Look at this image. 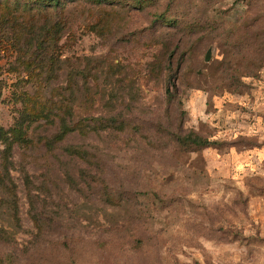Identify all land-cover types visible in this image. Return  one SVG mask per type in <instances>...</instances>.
Returning <instances> with one entry per match:
<instances>
[{"label": "rangeland", "instance_id": "rangeland-1", "mask_svg": "<svg viewBox=\"0 0 264 264\" xmlns=\"http://www.w3.org/2000/svg\"><path fill=\"white\" fill-rule=\"evenodd\" d=\"M59 3L0 0V264H264V0Z\"/></svg>", "mask_w": 264, "mask_h": 264}, {"label": "trees", "instance_id": "trees-1", "mask_svg": "<svg viewBox=\"0 0 264 264\" xmlns=\"http://www.w3.org/2000/svg\"><path fill=\"white\" fill-rule=\"evenodd\" d=\"M59 0H46V6L48 7H55L56 9H58L59 7ZM22 12H26V13H30V12H27V11H24L22 10ZM19 16V13L17 14V16L14 18V19H18ZM25 21V23H24ZM27 21H26V18H23L22 17V21L20 22V24H26ZM55 27V31H54V34L58 35L60 33V31L62 30V27H59L58 24L55 23L54 25ZM175 78L174 75L172 74H169V83H172V79ZM47 120V119H46ZM68 125L66 124V121L64 119H60L58 121V131L56 132V134L50 139V141H48V145L49 146H54L55 144L61 142L66 135H68V133L72 132L73 130L72 129H68ZM177 140H179L181 143L183 142L184 144H188V145H193V146H197V147H201V146H204V144H206L205 142L201 141L200 137L192 134V133H188V134H185L183 136H176ZM182 143V144H183ZM68 148H65V152H69L68 151ZM73 148V147H71ZM69 153H72V154H76L74 152H69Z\"/></svg>", "mask_w": 264, "mask_h": 264}]
</instances>
